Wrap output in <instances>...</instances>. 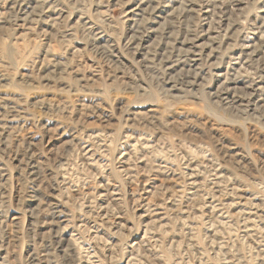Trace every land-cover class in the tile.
I'll return each instance as SVG.
<instances>
[{"label":"rangeland","instance_id":"obj_1","mask_svg":"<svg viewBox=\"0 0 264 264\" xmlns=\"http://www.w3.org/2000/svg\"><path fill=\"white\" fill-rule=\"evenodd\" d=\"M3 1L0 264H264V0Z\"/></svg>","mask_w":264,"mask_h":264},{"label":"bare ground","instance_id":"obj_2","mask_svg":"<svg viewBox=\"0 0 264 264\" xmlns=\"http://www.w3.org/2000/svg\"><path fill=\"white\" fill-rule=\"evenodd\" d=\"M3 0H1L2 2ZM8 1V0H7ZM22 3H25L24 0H20ZM38 1V4L34 3V7H36L37 9H40V11L42 13H45V17H46V21H52L53 19H58L59 17H61V10L60 9H57V8H53V7H50L48 6L49 4L47 3V0H37ZM134 3L132 7L130 8H125L123 10V14H122V18L124 19L123 21H132L133 20V16L136 14L137 15V11H142L143 10V6L145 4V2L147 3L148 1H154V0H132ZM158 2H160V7H165L164 3L165 0H156ZM178 1H181V2H185L186 4V1H190V0H178ZM5 2V1H3ZM162 2V3H161ZM16 3V2H15ZM20 3V4H22ZM164 3V4H163ZM13 4V3H12ZM26 4H28L26 2ZM169 3H167V6H168ZM11 5V4H10ZM16 5V4H14ZM24 5V4H23ZM22 5V6H23ZM51 5V4H50ZM146 5V4H145ZM187 5V4H186ZM13 6V5H12ZM18 6V5H17ZM11 7V6H9ZM20 7V6H19ZM13 8V7H12ZM33 8V6H27L25 8L22 9V15H21V19L22 20H25L27 17H28V14L31 12V9ZM158 8V7H156ZM20 10V8H19ZM30 10V11H29ZM21 12V11H20ZM39 17H41V15H38ZM42 18V17H41ZM44 18V17H43ZM33 19L29 20V21H32ZM90 19H86L85 21H83L81 23V26L84 27L85 30L89 31V32H92L94 31L93 35H94V39L98 40L99 38H101V35L102 34L99 31H96L95 30V27L89 22ZM92 22V21H91ZM94 24V23H93ZM260 24V23H259ZM95 25V24H94ZM79 25H77L78 27ZM257 26V25H256ZM259 26V25H258ZM79 28V27H78ZM81 28V27H80ZM83 29V28H82ZM258 30V29H257ZM260 30V29H259ZM88 34V33H87ZM210 38V36H208ZM133 38V37H131ZM104 39V38H103ZM132 42V41H131ZM130 43V42H129ZM134 43V42H133ZM252 43V42H251ZM250 43V45H252ZM244 45V44H243ZM246 47V46H245ZM248 48V47H247ZM249 50V49H248ZM186 53V52H185ZM184 55V54H183ZM190 57H191V60L192 61H196L197 60V56L200 55V52L197 51V50H192V53L189 54ZM187 57V56H186ZM197 57V58H196ZM184 60V59H183ZM57 204V203H56ZM75 262V261H74Z\"/></svg>","mask_w":264,"mask_h":264}]
</instances>
